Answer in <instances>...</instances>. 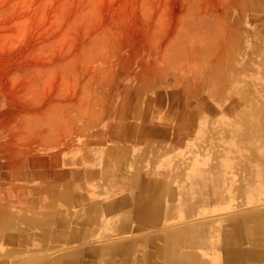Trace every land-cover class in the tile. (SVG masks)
Wrapping results in <instances>:
<instances>
[{"label":"rangeland","instance_id":"1","mask_svg":"<svg viewBox=\"0 0 264 264\" xmlns=\"http://www.w3.org/2000/svg\"><path fill=\"white\" fill-rule=\"evenodd\" d=\"M190 140L209 211L264 193V0H0V180Z\"/></svg>","mask_w":264,"mask_h":264},{"label":"crops","instance_id":"2","mask_svg":"<svg viewBox=\"0 0 264 264\" xmlns=\"http://www.w3.org/2000/svg\"><path fill=\"white\" fill-rule=\"evenodd\" d=\"M197 143L189 157L142 145L121 168L88 155L72 177L63 158L60 178L0 180V264H264V193L237 215L212 212L230 202L198 196Z\"/></svg>","mask_w":264,"mask_h":264},{"label":"bare ground","instance_id":"3","mask_svg":"<svg viewBox=\"0 0 264 264\" xmlns=\"http://www.w3.org/2000/svg\"><path fill=\"white\" fill-rule=\"evenodd\" d=\"M237 135H238V133H237ZM258 140L259 139H261V138H259V135H258V137L257 136H255ZM261 137V136H260ZM239 138H242V139H244L245 138V134H243V133H240L239 132ZM254 140H255V138H254ZM236 144V143H235ZM255 144H260V142H255ZM261 144H263V143H261ZM260 144V145H261ZM238 149H241V147L239 146V144H238V146H237V144L235 145V146H233V148H231V151H232V155H233V157L235 158V160L236 161H238V160H240V158L238 157H236V156H239V154H240V152H235L236 150H238ZM252 151L253 152H255V154L256 155H258L259 156V154H257V152H258V150H256V148L255 147H253L252 148ZM237 154V155H236ZM244 154V153H243ZM229 155V154H228ZM232 155H230L231 157H232ZM255 155V156H256ZM263 154H261L260 155V157H262V159L261 160H263L264 159V157L262 156ZM239 164H242V162L241 161H239ZM193 166H194V163H193ZM195 170V169H194ZM245 182H247V183H251L252 181L250 180V179H248V180H245ZM263 183H264V176H263ZM243 186V185H242ZM251 187H255V184L254 183H252L251 185H250ZM251 190V188H245V192L247 193L248 191H250ZM260 190L261 191H263V188L261 187L260 188ZM253 192V191H252ZM254 193V192H253ZM248 194H250V193H248ZM254 194H256V193H254ZM250 221V220H249ZM264 225V224H263ZM264 230V229H263ZM255 233V232H254ZM247 241H249V240H247Z\"/></svg>","mask_w":264,"mask_h":264}]
</instances>
